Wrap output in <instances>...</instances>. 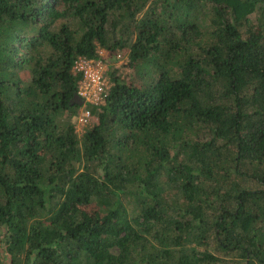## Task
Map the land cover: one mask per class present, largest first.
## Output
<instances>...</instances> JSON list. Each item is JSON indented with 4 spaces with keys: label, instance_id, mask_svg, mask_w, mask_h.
<instances>
[{
    "label": "trees",
    "instance_id": "obj_1",
    "mask_svg": "<svg viewBox=\"0 0 264 264\" xmlns=\"http://www.w3.org/2000/svg\"><path fill=\"white\" fill-rule=\"evenodd\" d=\"M0 264H264V0H0Z\"/></svg>",
    "mask_w": 264,
    "mask_h": 264
},
{
    "label": "built area",
    "instance_id": "obj_2",
    "mask_svg": "<svg viewBox=\"0 0 264 264\" xmlns=\"http://www.w3.org/2000/svg\"><path fill=\"white\" fill-rule=\"evenodd\" d=\"M119 55V54H118ZM73 68L82 72L78 82V94L91 103H101L107 93L110 80L106 77L105 67L100 59L80 57ZM91 120V110L81 106L76 116V122L86 125Z\"/></svg>",
    "mask_w": 264,
    "mask_h": 264
},
{
    "label": "rangeland",
    "instance_id": "obj_3",
    "mask_svg": "<svg viewBox=\"0 0 264 264\" xmlns=\"http://www.w3.org/2000/svg\"><path fill=\"white\" fill-rule=\"evenodd\" d=\"M99 53L101 54L102 57H106L107 56V50L104 49V48H99ZM116 57H117L116 60H114L112 63H113V65L115 67L118 68V72H120V73L123 74V73H125L128 70V67L126 66V60H127V58H126L125 55H122L121 52L120 53H117ZM102 63L104 65V67H105V73H106L107 70H108L109 64H107L103 60H102ZM106 77L109 79V76L107 74H106ZM75 123H76V131L78 132V134H81V132L84 130V128L87 127V126H89L90 123H92V122L90 120V122L88 124L81 125V124H78L76 122V120H75Z\"/></svg>",
    "mask_w": 264,
    "mask_h": 264
},
{
    "label": "water",
    "instance_id": "obj_4",
    "mask_svg": "<svg viewBox=\"0 0 264 264\" xmlns=\"http://www.w3.org/2000/svg\"><path fill=\"white\" fill-rule=\"evenodd\" d=\"M76 99L80 104L84 103V99L80 95H76Z\"/></svg>",
    "mask_w": 264,
    "mask_h": 264
}]
</instances>
